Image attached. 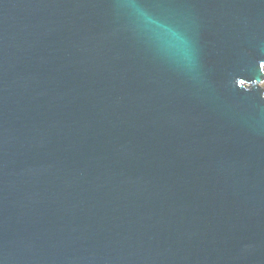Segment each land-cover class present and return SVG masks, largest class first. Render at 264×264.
Listing matches in <instances>:
<instances>
[{
  "label": "water",
  "instance_id": "obj_1",
  "mask_svg": "<svg viewBox=\"0 0 264 264\" xmlns=\"http://www.w3.org/2000/svg\"><path fill=\"white\" fill-rule=\"evenodd\" d=\"M263 82L264 0H0V264H264Z\"/></svg>",
  "mask_w": 264,
  "mask_h": 264
},
{
  "label": "rangeland",
  "instance_id": "obj_2",
  "mask_svg": "<svg viewBox=\"0 0 264 264\" xmlns=\"http://www.w3.org/2000/svg\"><path fill=\"white\" fill-rule=\"evenodd\" d=\"M261 86L263 87V89H264V82L261 84Z\"/></svg>",
  "mask_w": 264,
  "mask_h": 264
},
{
  "label": "snow or ice",
  "instance_id": "obj_3",
  "mask_svg": "<svg viewBox=\"0 0 264 264\" xmlns=\"http://www.w3.org/2000/svg\"><path fill=\"white\" fill-rule=\"evenodd\" d=\"M242 83V82H241Z\"/></svg>",
  "mask_w": 264,
  "mask_h": 264
}]
</instances>
